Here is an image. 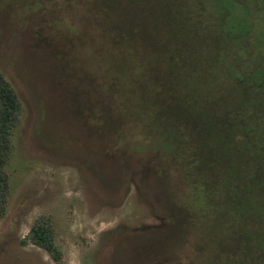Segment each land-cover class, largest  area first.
<instances>
[{
    "label": "rangeland",
    "instance_id": "rangeland-1",
    "mask_svg": "<svg viewBox=\"0 0 264 264\" xmlns=\"http://www.w3.org/2000/svg\"><path fill=\"white\" fill-rule=\"evenodd\" d=\"M109 1L0 0V72L22 102L0 264H264L262 252L184 211L179 164L152 149L148 124L132 113L158 70L146 47L131 53L136 63L121 50L175 25L215 36L218 0ZM41 216L60 262L27 241Z\"/></svg>",
    "mask_w": 264,
    "mask_h": 264
},
{
    "label": "trees",
    "instance_id": "trees-1",
    "mask_svg": "<svg viewBox=\"0 0 264 264\" xmlns=\"http://www.w3.org/2000/svg\"><path fill=\"white\" fill-rule=\"evenodd\" d=\"M217 6L215 36H183L175 25L171 36H138L131 48H121L136 63L131 53L146 47L148 63L159 73V79L143 81L147 88L132 113L148 124L152 149L179 164L191 198L184 211L206 225L215 221L224 239L264 255V0H218ZM146 66L137 62L138 75ZM21 112L22 102L0 72V219ZM27 241L62 260L44 216Z\"/></svg>",
    "mask_w": 264,
    "mask_h": 264
}]
</instances>
